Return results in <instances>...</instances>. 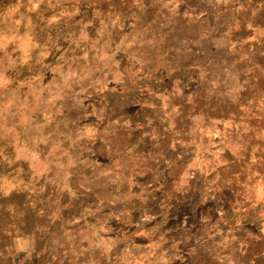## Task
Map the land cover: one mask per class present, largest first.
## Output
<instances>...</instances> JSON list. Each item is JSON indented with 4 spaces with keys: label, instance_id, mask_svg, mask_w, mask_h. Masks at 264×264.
Segmentation results:
<instances>
[{
    "label": "rangeland",
    "instance_id": "rangeland-1",
    "mask_svg": "<svg viewBox=\"0 0 264 264\" xmlns=\"http://www.w3.org/2000/svg\"><path fill=\"white\" fill-rule=\"evenodd\" d=\"M150 1L154 0H0V264H78L82 256L95 258L100 253L110 254L111 248L107 249L110 240H115L110 247L116 246L117 250L112 252L113 259L115 253H124L123 257L127 255L129 259L126 264H142L145 255H149L147 247L151 244L147 238L154 235L141 231L136 234L138 240L125 241L124 228L119 232L116 223L124 222L126 226L132 223L127 218L129 210L119 209L120 214L103 219L104 205L92 197L96 192L112 191V188L124 191L122 175L118 178L104 176L97 158L104 155L101 142L111 141L110 131L124 129L123 136L132 135L133 131L129 130L132 115L127 108L136 91L127 93L122 87L124 80L120 68L129 66L116 63L112 68L108 56L114 53L118 43L124 44L126 51L131 49L127 39L135 38L134 25L151 5ZM173 2L175 4L165 2L161 8H177L179 3ZM189 3L202 12L207 11L203 7L208 9L213 3L218 17L224 7L231 5L235 11H231L230 19L245 16L264 23V0H189ZM251 29L249 21L247 32L251 34L243 36L246 43L252 44L255 33L264 40V27ZM209 32L216 36L217 29H209ZM223 32L218 40L213 38L212 47L225 57L231 56V51L225 52L226 45L241 35L236 33L232 37L227 31ZM255 48L260 53V61L264 62V41L249 50L252 52ZM91 61L99 69L84 82ZM135 67L139 69L132 60L131 83L140 79L132 73ZM235 71L230 76L229 91L233 95L241 91L238 86L240 72ZM136 76H140V72ZM190 79L194 81L195 77L190 76ZM159 105L156 99L151 100L145 115L168 122L170 115ZM256 107L259 112L264 111L263 105ZM106 109L112 111L107 120L104 119ZM232 128L229 121L222 129L212 126L202 130L196 125L198 133L193 134V149L181 147L174 156L187 165L173 174L178 175L184 192L191 191L187 185L193 184L197 177L196 189L203 190L200 169L206 173L204 191H213V195L217 191H231L236 183L240 187L236 191H247L244 202L248 203V197L253 198L255 205L251 217L256 219L257 210L261 209L264 215V182L257 180L253 184L251 178L240 184L226 179L219 174L221 160L212 168L209 163L214 156L206 157L209 152L217 156L223 153L229 145L227 140ZM152 138L151 127L144 125L136 132V140L129 148L134 151L147 147ZM237 138L229 140L231 152L237 150ZM82 157L88 160L83 161ZM202 158L208 162V169L202 165ZM167 170L161 165L157 178L165 176ZM82 172L94 173L98 180L81 178ZM145 173L148 172L139 171L137 177L133 175L127 179L129 191L143 192L144 185L152 181ZM173 174L169 173L175 177ZM213 195L205 193L202 206ZM37 205L40 208L32 215ZM220 205L223 208L216 210L209 206L206 209L208 213L214 212L212 217L217 215L223 220V209L227 205ZM187 210H172L177 214L169 230L177 231L179 227L191 225L189 231L204 236ZM27 211L31 214L35 238L24 232ZM42 211L46 217L41 218ZM14 212L15 219L9 221L8 214ZM95 217L97 220H93ZM226 225L224 220L219 222L216 233L220 235ZM144 228L147 229V225H142L143 231ZM129 229L131 227H125V231ZM203 229L205 233L211 231L209 227ZM113 232H119L120 237L112 236ZM6 242L9 244L5 245ZM225 242L219 241V245L224 246L221 250L229 248ZM129 255L135 257L130 259ZM168 258L170 256H164L162 262ZM120 259L121 256L116 255L113 263L120 264ZM151 262L149 260V264ZM83 263L93 264V261Z\"/></svg>",
    "mask_w": 264,
    "mask_h": 264
},
{
    "label": "trees",
    "instance_id": "trees-1",
    "mask_svg": "<svg viewBox=\"0 0 264 264\" xmlns=\"http://www.w3.org/2000/svg\"><path fill=\"white\" fill-rule=\"evenodd\" d=\"M165 2L175 4L173 0H154L149 2L151 5L148 7L145 5L147 9L134 25L135 38L127 39L131 49L126 51V46L118 43L114 53L108 56L112 68H115L116 63L129 66L120 68V73L124 80V92L136 91L135 98L127 108L132 115L129 130L133 133L123 136L124 129L110 131L111 141L101 142L104 155H94L98 156L97 159L101 162L98 167H103L104 176L118 178L122 175L124 191L121 188H112V191L96 192L92 198L104 205L105 213H101L103 219L111 214H120L119 209L129 210L127 218L132 223L128 226L124 222L116 223V230L119 232L124 228L125 241L138 240L136 234L141 231L146 235H154L147 238L151 246L147 247L149 255H145L142 264H149V260H152L150 264H264V221L261 222L264 215L260 209L257 210L256 219L251 217L255 202L252 197H248V203L244 202L247 191H236L240 188L236 183L231 186V191H217L215 195L213 191H204L206 173L200 169L203 190L196 189L197 177L193 184L187 185L191 191L184 192L178 175L173 174L182 171L187 165L183 161L178 162L174 156L181 147L193 149V134L198 133L196 125L202 130L212 126L222 129L223 124L229 121L233 126L229 133L231 141L238 137L237 150L230 151L229 146L232 147V143L229 138V145L220 156L212 152L206 153V157L212 154L210 156L216 158L211 157L209 164L215 168L221 160L218 165L219 174L240 184L251 178L253 184L257 180L264 182V111L259 112L256 107L264 106V62L260 61L257 48L252 52L249 50L251 46L256 47L264 40L255 33V40L249 44L243 37L247 33L251 34L247 32L249 21L252 26L250 31L263 28L264 23H257L255 19L245 16L236 20L230 19L231 11H235L231 5L224 7L218 17L217 11L214 12L213 3L208 9L203 7L207 11L202 12L198 6L189 3V0H177V8L170 10L161 8ZM209 29H217L216 36L215 31L211 34ZM223 31L232 34V37L236 33L241 35L226 45L225 52L231 51V56L225 57L217 52L215 46L212 47L213 38L218 40ZM132 60H135L139 67L132 68V73L135 77H140L138 82L133 83L129 81ZM98 69L99 67L91 61L84 82L92 78ZM235 70L240 72L238 86L241 91H235L236 95H233L229 91L230 76L236 73ZM139 72L140 76H136ZM189 75L195 77L194 81L189 80ZM153 99L159 101V107L170 115L168 122L162 123L145 115ZM244 109L247 112H244ZM105 114L104 119L107 120L112 111L108 112L106 109ZM170 122H173L172 126ZM144 125L151 127L153 140L147 147L131 151L129 147L136 140V132L142 130ZM81 160L86 161L88 158L82 157ZM201 161L208 169V162L204 161V158ZM161 165L168 170L165 176L158 179L157 172ZM139 171L148 172L145 175L151 177L152 181L144 185L143 192H131L127 179L133 175L137 177ZM79 176L98 180L94 173L86 175L82 172ZM205 193L214 197L207 198L202 206L201 200ZM221 203L227 205L223 209V220L227 225L218 235L216 228L223 220L217 215L212 217L214 212L208 213L206 207L214 206L217 210L223 208ZM37 208L40 207L37 205L33 208L32 215L38 212ZM174 208L175 211L187 208L194 224H197L198 230L205 235L200 237L189 231L191 225L170 231L169 226L177 214L173 213ZM15 214L16 212L8 214L9 221L15 219ZM28 214L24 232L27 235L31 233L35 238L31 214ZM43 217H46V214L42 211L41 218ZM93 220H97V217ZM255 220L258 222L254 223ZM259 222L261 224H258ZM142 225H147L148 228L143 231ZM125 227L131 229L125 231ZM207 227L211 230L209 233H205L203 229ZM119 232H113L112 236L120 237ZM208 235L212 238L205 239ZM220 240H226L229 248L221 250L224 246L219 245ZM110 241V245L115 242ZM7 244L9 242L5 243ZM110 245L107 246V249L111 248L110 254L100 253L95 258L82 256L78 264L90 263L91 259L93 264H114L116 255L121 256L120 264H126L129 259L127 255L126 258L123 257L124 253H115L114 259L111 257L112 252L117 250L116 246L113 248ZM164 256H170L165 263L162 262ZM133 257L135 255L128 256L130 259Z\"/></svg>",
    "mask_w": 264,
    "mask_h": 264
}]
</instances>
